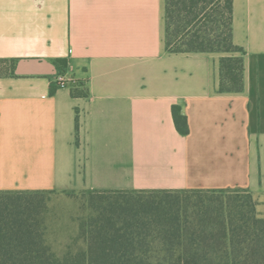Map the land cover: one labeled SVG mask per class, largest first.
I'll use <instances>...</instances> for the list:
<instances>
[{
	"label": "crops",
	"instance_id": "1",
	"mask_svg": "<svg viewBox=\"0 0 264 264\" xmlns=\"http://www.w3.org/2000/svg\"><path fill=\"white\" fill-rule=\"evenodd\" d=\"M232 39L221 92V53L168 50L165 0H0V192L245 191L264 215V0H233Z\"/></svg>",
	"mask_w": 264,
	"mask_h": 264
},
{
	"label": "trees",
	"instance_id": "2",
	"mask_svg": "<svg viewBox=\"0 0 264 264\" xmlns=\"http://www.w3.org/2000/svg\"><path fill=\"white\" fill-rule=\"evenodd\" d=\"M232 4L233 0H165L168 50L221 53V92H238L243 85L244 50L233 43ZM6 64L0 59V76L6 74ZM174 121L187 132L186 119L176 109ZM124 192L82 194L92 199ZM184 192L195 196L99 202L90 220L80 224L83 240L64 244L62 255L48 241L41 209L46 193L0 192V264H264V215L250 193Z\"/></svg>",
	"mask_w": 264,
	"mask_h": 264
},
{
	"label": "rangeland",
	"instance_id": "3",
	"mask_svg": "<svg viewBox=\"0 0 264 264\" xmlns=\"http://www.w3.org/2000/svg\"><path fill=\"white\" fill-rule=\"evenodd\" d=\"M167 195H177L179 198H194V193L179 191L178 193H162V192H137L127 191L121 194H107L105 197L92 198L89 195H83L78 193H55V194H43L42 199V212L44 213L45 225L47 226L48 241L57 251L58 255H62L67 248L65 245L79 243L83 240L80 234V224L84 221H89L94 210V206L99 202L107 204L109 201L120 199H137L140 198L144 201L168 198ZM210 195V194H209ZM234 196V195H231ZM65 244V245H64ZM64 245V246H62ZM65 247V248H64Z\"/></svg>",
	"mask_w": 264,
	"mask_h": 264
},
{
	"label": "built area",
	"instance_id": "4",
	"mask_svg": "<svg viewBox=\"0 0 264 264\" xmlns=\"http://www.w3.org/2000/svg\"><path fill=\"white\" fill-rule=\"evenodd\" d=\"M57 82H58L60 85H65V84L67 83V79H66L64 76L59 75V76L57 77Z\"/></svg>",
	"mask_w": 264,
	"mask_h": 264
}]
</instances>
